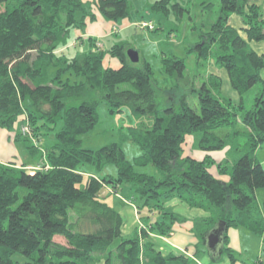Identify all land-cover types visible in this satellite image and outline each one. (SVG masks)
I'll use <instances>...</instances> for the list:
<instances>
[{
  "label": "trees",
  "instance_id": "trees-1",
  "mask_svg": "<svg viewBox=\"0 0 264 264\" xmlns=\"http://www.w3.org/2000/svg\"><path fill=\"white\" fill-rule=\"evenodd\" d=\"M194 1L154 0L146 5L152 15L176 21ZM212 1L201 0L198 5L210 10ZM258 1L217 0L216 15L204 16L198 41L185 48L186 55L194 56L195 76L210 66L226 72L240 98L235 105L221 95L219 76L205 71L196 84L187 75L185 59L171 52L160 58L161 85L143 56L130 62L126 43L105 49L89 38L87 50L67 55L72 38H78L73 33L87 20H95L93 7L105 20L118 22L136 11L131 0H0V128L12 131L18 117L27 118L39 139V144L28 146L32 153L40 152L41 136L55 131L53 144L44 147L47 168L0 163V264H19L11 259L14 254L26 258L23 264L183 261L142 242L150 232L167 236L174 223L185 221L166 210L171 198L209 213L193 221L192 229L202 242L225 222L219 253H225L230 264L235 259L228 246V228L263 235L257 191L264 189V168L254 151L264 143V53L251 47L264 41ZM232 16L241 20L242 33L230 25ZM107 54L118 60V68L104 64ZM123 84L130 88L120 89ZM255 86L252 105L246 108L243 96ZM187 94L195 95L197 102L189 104ZM101 102L109 114L127 110L136 121L146 122L120 136L139 149L133 163L125 158L120 142L97 150L81 147L80 136L96 126L95 111ZM217 130L224 134H216ZM241 135L242 144L234 140ZM14 139L29 142L19 132ZM224 149L231 157L227 165L210 155ZM80 163L97 170L112 163L117 177L85 179L77 169ZM135 166H152L157 176L136 172ZM117 183L128 185L148 211L158 210V220L142 222L138 232L123 237L120 215L98 199L102 185L111 184L116 193Z\"/></svg>",
  "mask_w": 264,
  "mask_h": 264
},
{
  "label": "rangeland",
  "instance_id": "rangeland-1",
  "mask_svg": "<svg viewBox=\"0 0 264 264\" xmlns=\"http://www.w3.org/2000/svg\"><path fill=\"white\" fill-rule=\"evenodd\" d=\"M134 4V8L136 11H134L130 17H133V21L130 23L132 24L131 28L140 26L141 29H137L136 33L131 32L128 36H125L121 33L122 26L120 25H112V27L107 28V26H103V23H106L107 20L104 18H101L98 11L93 7V14L96 15L95 20L92 22L94 23L97 21V19L101 18L102 20L98 22V24H95L96 31L99 30L101 32L107 33L104 36L98 35L97 37H92V40H94L96 47H102L104 46L105 49L109 48L111 45L115 43H126L129 45V48L134 49L135 51H138V56H143L148 62L151 63L152 69L154 72V78L158 80L160 83L159 85L163 84V75L161 74V63L160 58L162 57V53L168 54L171 52L178 58H184V62L187 69V75L190 78H194L196 80V84L201 82V78L204 76L203 73L207 71L208 73H216V70L213 68L211 71L209 67L207 69L199 70L202 74L201 76H195L197 73L195 72V66H194V56L186 55L185 54V48L189 44H193L198 41V34L200 32L199 29L202 28V24L205 21L204 16L206 14L213 13V16L216 15L219 4L217 0H213V6L210 8V10L207 9H201L199 2L201 0L194 1V4H191L188 8V12H183V15L181 19L179 20H164L161 16L152 15L148 11L147 3H150L154 0H131ZM258 5L261 7V4L258 3ZM0 10L2 8L0 7ZM207 11H209L207 13ZM263 14V10H262ZM135 15L137 17H135ZM264 19V17H263ZM89 21H86V25L81 29V31L85 32L86 26L89 25ZM110 22V21H109ZM96 23V22H95ZM108 23V22H107ZM118 23V22H117ZM230 25H233V20L230 19ZM145 24V25H144ZM149 27L147 30H142V28ZM155 27V28H154ZM243 27V26H242ZM130 28V29H131ZM169 30H171L169 32ZM241 32V28L238 29ZM168 33H171V35H168ZM242 33V32H241ZM72 42L70 45L67 46L66 49H68L67 55H72L71 52H84L86 49L85 45H87L86 42L84 44H80L75 41L72 38ZM76 43V45L74 44ZM103 44V45H102ZM264 45V41L262 42H253L251 43V47L257 51L261 49L260 47ZM109 60L114 63H117L116 68H118L120 65L118 64V60L115 58L110 57L108 54L104 58V64L108 66ZM139 61V60H138ZM110 66H115L111 65ZM211 67V66H210ZM217 68V67H216ZM220 71V70H219ZM214 75V74H213ZM261 76L264 79V70L261 72ZM169 84V83H168ZM230 84V83H229ZM169 86V85H167ZM221 87H222V81H221ZM230 87V86H229ZM258 86H255L253 89H250L244 96H243V102L246 108H249L252 105L253 101V95L256 92V88ZM120 89L130 88L128 84L120 85ZM223 88V87H222ZM187 92V91H186ZM228 88H225V90H221V95L225 96L227 99H229L232 103L235 105H238L240 103V98H238L232 93L233 99L230 98ZM187 102L189 104H193L197 102V99L195 95L193 94H187L186 96ZM196 111H198L197 105L195 107ZM96 115L98 118V122L96 126L89 131L87 134L80 136L81 140V147L91 150H97L100 147L113 143V142H120L121 148L124 153V156L127 160L133 163L134 158H136L140 152L139 149L130 141H121L120 136L123 134L122 132H125L127 128L129 127H136L139 126V123L144 120H140L139 122L136 121L127 110H124V112L120 114H109L107 111V108L104 104V102H101L96 107ZM17 122H15L14 131L18 130V132L28 138L29 142L24 141L22 139L16 140V145H19L20 155L23 157H18L19 161L24 164H28V162H31L32 164L37 163L36 165H41L43 168H47L48 165L45 162L44 155L40 152L32 153L28 149L29 145H36L39 144V139L34 135V132L32 131L27 118L18 117L16 119ZM20 121V122H19ZM146 123V122H145ZM26 133V134H23ZM224 134L222 130H217L216 134ZM54 134L55 131L47 133V135L41 136V143L39 145V150L41 151V147H49L54 142ZM236 139L235 141L239 142L240 144L245 142V136L241 135ZM189 145L193 144V138L189 139ZM195 148V147H194ZM42 153H44V149H42ZM196 153V152H195ZM194 153V154H195ZM200 153V152H199ZM211 157L216 159L218 162L225 161V165L231 163V157L229 155V152L226 153V149L220 152H213L210 153ZM254 155L257 158L258 162L261 164V166L264 168V143L260 145L255 151ZM23 167L26 165L21 164ZM18 165V166H21ZM38 165V166H39ZM26 168V167H25ZM28 168V167H27ZM77 169L81 171L84 174V178L87 179L90 176H110L113 178L117 177V168L114 164H105L101 170H97L92 164L89 163H80L77 166ZM33 170V169H32ZM136 172H144L149 175L157 176L156 170L152 166L147 167H137L135 166ZM107 185H102V187L99 190L98 199L101 201L107 203L114 211H116L121 219H122V226L130 227L132 224V221H136L138 226H136V230L130 233L129 235H122L123 237L131 236L133 233L138 232L140 230V227L142 226V222L144 224L146 223H153L155 220H158L160 212L158 210H152L151 212L148 211V209L144 205V200L139 198V196L129 188L128 185L125 183H117L116 186V193L112 192L111 189ZM173 199V198H171ZM175 199V198H174ZM257 201L261 207V211L264 215V189H259L257 191ZM124 203H129L132 206V210L134 209L136 211L129 212L127 211V206ZM139 208V209H138ZM131 210V211H132ZM168 211V210H167ZM172 212V211H171ZM139 221V222H138ZM134 227V224L131 226V228ZM172 228V227H171ZM130 229V228H126ZM232 229V228H231ZM171 232V231H170ZM168 233V235L170 234ZM152 233V232H150ZM150 234H148L149 237ZM167 235V236H168ZM237 237H236V247L233 251V257L235 259V263L237 264H264V233L262 236H256L253 233H251L248 229L243 227H237ZM166 237V236H162ZM228 238V237H227ZM60 241V239H57ZM143 240V239H142ZM118 240H116L112 247L116 245ZM201 245L198 246V257L200 254L202 255L203 248H207L204 244V242H199ZM229 246V242H228ZM230 247V246H229ZM208 253V251H207ZM210 255V254H209ZM220 256V257H219ZM180 257V256H176ZM182 257V256H181ZM212 264H223L221 260H224L227 258L225 253H218V255L212 256ZM183 258V257H182ZM220 258V259H219ZM12 260L18 262L19 264H23L26 261V258L19 256L17 254L12 255ZM184 259V258H183ZM214 261V262H213ZM234 263V264H235ZM167 264H196L192 260H172L168 262ZM227 264H230V260L228 259Z\"/></svg>",
  "mask_w": 264,
  "mask_h": 264
},
{
  "label": "crops",
  "instance_id": "crops-1",
  "mask_svg": "<svg viewBox=\"0 0 264 264\" xmlns=\"http://www.w3.org/2000/svg\"><path fill=\"white\" fill-rule=\"evenodd\" d=\"M259 4L262 6L263 10V17H264V0H259ZM135 17H137L135 15ZM102 18V17H101ZM99 18L94 23L88 22L89 25L86 26V31L83 32L81 30H76L73 34L77 36L78 40L77 42L80 44H84V42H88L89 38L97 37L98 35L104 36L108 32L106 29V33L101 32L99 30H95V24H98L102 19ZM231 19L233 20V25L235 29H240L243 25L239 17L232 16ZM133 17H130L128 19H123L121 21L117 22H109L103 23V26H107V28H111L112 25H120L122 26L121 33L125 36H128L129 34L136 33L134 26L131 28L132 24H130L133 21ZM131 28V29H130ZM131 31L130 33H128ZM75 40V41H76ZM73 43V42H72ZM76 45V43H74ZM89 43L85 45L86 49L88 48ZM261 49L257 50L256 52L258 54L264 53V45L260 47ZM68 52V49L65 51ZM72 54H75V52H71ZM77 53V52H76ZM111 64V61L109 60V65ZM111 65H117V63L112 62ZM114 66V67H115ZM213 68L216 70V73H212L214 75H217L221 78L222 81V87L221 90H225V88H228L230 98L233 99L232 93L238 98V93L232 89V87L229 84L228 76L226 72L223 69L216 68L214 66H211L209 69L212 71ZM220 70V71H219ZM263 72V70H262ZM230 86V87H229ZM16 126L14 127V129ZM8 131L6 129L0 128V163L2 164H9L14 163L16 165H26L25 167L33 168L36 166L37 163L32 164L31 162H28V164L21 163L18 159V157H23L20 155L19 145H16L15 135L18 132V130L14 131ZM43 147H41L40 153H42ZM196 157H200V153H195ZM116 191V190H115ZM127 206V211L134 212L132 210V206L129 203H124ZM165 208L168 211H172L182 217H184V222H177L172 225L171 232L168 236L162 237L161 235L156 234V232L149 233V237L142 240V242L149 241L151 242L156 250H158L163 256L167 255H173V256H182L185 260H192L196 264H212V257H210L209 253H207L206 249L203 248L202 255L198 257V246L201 244L199 243L200 240L198 239V236L196 235V232L192 229L193 228V221L196 219L204 218L209 215L208 212L198 209V208H190L185 203L179 201L178 199H170L165 203ZM132 210V211H131ZM134 214V213H133ZM139 222V221H138ZM134 224V227L131 228V226ZM139 223L136 221H132V224L130 227L122 226L121 228V234L123 235H129L133 231L136 230V226H138ZM130 228V229H126ZM232 228V229H231ZM130 232V233H129ZM227 237L230 248L234 250L236 247V237H237V228L230 227L227 229ZM215 256V255H212ZM220 257V256H219ZM220 259V258H219ZM223 264H227L228 258H225L224 260H221ZM214 262V261H213ZM94 264H104L103 260H100L99 262H96ZM237 264V263H235Z\"/></svg>",
  "mask_w": 264,
  "mask_h": 264
},
{
  "label": "water",
  "instance_id": "water-1",
  "mask_svg": "<svg viewBox=\"0 0 264 264\" xmlns=\"http://www.w3.org/2000/svg\"><path fill=\"white\" fill-rule=\"evenodd\" d=\"M127 57L132 63H137L139 60L138 52L132 48L127 49ZM225 231V222L218 223L213 229H211L204 237V244L207 251L211 255H218L220 249L223 246V234Z\"/></svg>",
  "mask_w": 264,
  "mask_h": 264
},
{
  "label": "built area",
  "instance_id": "built-area-1",
  "mask_svg": "<svg viewBox=\"0 0 264 264\" xmlns=\"http://www.w3.org/2000/svg\"><path fill=\"white\" fill-rule=\"evenodd\" d=\"M145 25V24H144ZM143 25V26H144ZM145 27V26H144ZM150 27V26H149ZM23 134H26V133H23ZM41 168V166H37V167H35L34 169H40Z\"/></svg>",
  "mask_w": 264,
  "mask_h": 264
}]
</instances>
